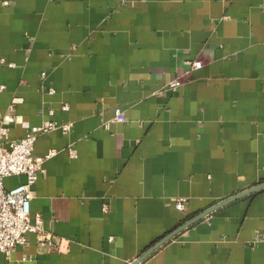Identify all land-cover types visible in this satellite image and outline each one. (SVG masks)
<instances>
[{"label":"crops","instance_id":"1","mask_svg":"<svg viewBox=\"0 0 264 264\" xmlns=\"http://www.w3.org/2000/svg\"><path fill=\"white\" fill-rule=\"evenodd\" d=\"M0 86L7 141L71 126L34 144L56 150L30 204L56 245L27 233L0 264H130L264 182V0H0ZM139 264H264V189Z\"/></svg>","mask_w":264,"mask_h":264},{"label":"built area","instance_id":"2","mask_svg":"<svg viewBox=\"0 0 264 264\" xmlns=\"http://www.w3.org/2000/svg\"><path fill=\"white\" fill-rule=\"evenodd\" d=\"M3 62V60H1ZM201 62L194 61L191 67L199 68ZM46 72L42 73V77ZM180 79L169 81L168 88L175 89L181 85ZM4 86H0V91ZM49 93L54 90L49 89ZM67 110V105L62 107ZM50 114L53 111L50 110ZM115 120L124 121L125 114L120 109L115 110ZM70 124L57 123L53 120H46L41 125L33 127L24 137L18 140H6L7 129H0V253L9 258L15 247L23 245L26 241L27 233H36L38 241L49 247L56 245L50 234L44 232L42 220L39 216L31 219L30 204L34 197L33 186L38 177L45 172L44 163L55 155L56 150L51 149L43 156L34 154V144L38 137L53 131L67 134ZM6 142V145L3 143ZM70 155L75 156L72 148L69 147ZM12 176H22L23 182L6 189L4 179ZM174 206L182 211L184 202L176 200Z\"/></svg>","mask_w":264,"mask_h":264},{"label":"water","instance_id":"3","mask_svg":"<svg viewBox=\"0 0 264 264\" xmlns=\"http://www.w3.org/2000/svg\"><path fill=\"white\" fill-rule=\"evenodd\" d=\"M264 189V182L263 183H259L254 185L253 187L247 189L246 191H243L241 193H238L236 195H233L232 197L221 201L215 205H213L212 207H210L209 209H207L206 211L198 214L197 216L193 217L190 221H188L187 223H185L182 227H180L179 229L173 231L172 233H170L169 235H167L166 237H164L163 239H161L160 241H158L156 244H154L151 248H149L145 253H143L140 257H138L137 259H135L133 262H131L130 264H139L142 260H144L148 255H150L154 250H156L159 246H161L164 242H166L168 239H170L172 236H174L176 233L180 232L182 229L186 228L188 225L192 224L193 222L203 218L204 216H206L207 214L219 209L220 207L233 202L234 200H237L245 195L257 192Z\"/></svg>","mask_w":264,"mask_h":264}]
</instances>
